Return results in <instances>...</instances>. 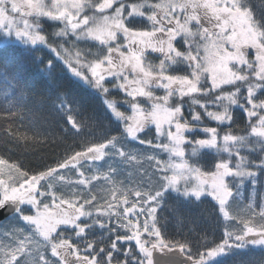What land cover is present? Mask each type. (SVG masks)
I'll use <instances>...</instances> for the list:
<instances>
[{
	"label": "snow or ice",
	"instance_id": "6c2138e0",
	"mask_svg": "<svg viewBox=\"0 0 264 264\" xmlns=\"http://www.w3.org/2000/svg\"><path fill=\"white\" fill-rule=\"evenodd\" d=\"M7 45L22 47L46 83L0 61V264H264V8L0 0ZM46 145L63 150L13 159ZM73 171L79 179L67 180ZM102 184L111 187L94 194ZM168 200L178 220L184 206L207 202L215 228L168 239L159 219Z\"/></svg>",
	"mask_w": 264,
	"mask_h": 264
},
{
	"label": "trees",
	"instance_id": "16d2710c",
	"mask_svg": "<svg viewBox=\"0 0 264 264\" xmlns=\"http://www.w3.org/2000/svg\"><path fill=\"white\" fill-rule=\"evenodd\" d=\"M252 5L256 9V11L259 12L262 8H264V0H252ZM52 30H53L52 28L48 29L49 32H51ZM36 55H44V53L42 52L36 53ZM0 61L19 65L21 74L25 78L34 80L37 83V85L40 87H43L44 84L46 83L45 80L40 79L37 76L38 66L33 65L31 58L24 52L22 47H17L15 45H7L0 47ZM58 82H63V81L58 80ZM66 86L70 89H73L74 95H76L77 99H79L84 105L89 106L91 109H95L98 114L103 113V107L99 99L92 97L89 94L79 89H75L74 86L70 83H66ZM3 92L4 89L0 88V100L3 99ZM160 93L161 95H163L162 91H160ZM108 98L110 99L115 98L117 100H122L123 96L122 94L117 95L116 92H113L112 96ZM37 99H39V97H37ZM120 110L124 111L126 110V108L121 107ZM39 111L41 113H46L47 109L40 108ZM233 114L239 116V110L236 107L233 108ZM237 124L243 127V118L237 119ZM209 126H213V125H209ZM200 135L203 136L202 133ZM143 138H148V137H143ZM68 143H71V141L69 140ZM140 147L143 148V146ZM62 150H63L62 148H54L53 146L46 145V146H42L39 149H33L32 153H26L19 157L14 156L13 159L21 158L25 161L26 164L29 161L35 163L37 157H39L40 155H51L53 151H62ZM146 154H148V150H146ZM202 155H204L206 159L214 157V154L211 152ZM100 168L101 171H106L107 164L101 165ZM91 174L92 173L88 175ZM126 174L127 172H125V175ZM122 178H123L122 176H118L115 179L119 181ZM77 179L79 178L77 177L74 180ZM101 186L108 188L107 185L104 186V184L100 185V187ZM62 187L63 188H61L60 185H57L58 193L68 191V188L66 186L62 185ZM241 191H242V196L244 197V203H247L248 202L247 197L250 195V191L248 190V188H243ZM93 193L103 195V192H100L99 189H94ZM173 203H174L173 201L168 200L164 203V206L159 210V219L161 223L167 225V227L165 228V233L168 239H181L184 233L187 232V230L190 228H194L197 231H201L203 229H208L209 231H211L213 228H215V218L208 216L205 213V211H203V209H205L208 206L207 202L204 205H200L199 207L195 205L184 206L182 208V215L179 220L177 219L176 214H174V212L171 210L170 206ZM94 233L97 239H99L102 235H104L99 229H95ZM127 246L128 245H124V247ZM259 255H260V250L258 248L254 250V253L245 250L244 254L238 257V259L241 261H245L247 259L253 258V256L258 257Z\"/></svg>",
	"mask_w": 264,
	"mask_h": 264
},
{
	"label": "rangeland",
	"instance_id": "374dc122",
	"mask_svg": "<svg viewBox=\"0 0 264 264\" xmlns=\"http://www.w3.org/2000/svg\"><path fill=\"white\" fill-rule=\"evenodd\" d=\"M80 47H83V46H85V45H83V44H81V45H79ZM88 46V45H87ZM90 47V46H89ZM94 51H95V49H93ZM148 59L149 60H153V61H155V62H157L158 63V61L156 60V58H155V56L154 55H149V57H148ZM157 94L158 95H161V93H160V91H158L157 92ZM110 99V98H109ZM235 106H233V108H234ZM124 111H126V110H124ZM126 114H130V111L129 112H126ZM209 125H213V126H215V123L214 122H209ZM153 132H154V129H153ZM155 142V141H154ZM150 153V150H148V154ZM159 159H161V160H164V161H167L168 160V153H166V152H162V153H160L159 154V157H158ZM177 162H179L178 160H177ZM104 164H106V163H104V162H97L96 164H94L93 165V168H96V167H100L101 165H104ZM90 173H92V172H89V173H87V174H90ZM93 174V173H92ZM65 175H66V179L67 180H74V179H76L78 176L75 174V172L73 171V172H67V173H65ZM79 178V177H78ZM123 179V178H122ZM105 186V185H104ZM60 187L61 188H63L62 187V185H60ZM107 187H111V185H107ZM94 189H100V185H97ZM93 189V190H94ZM56 190H57V192H58V189H57V186H56Z\"/></svg>",
	"mask_w": 264,
	"mask_h": 264
},
{
	"label": "water",
	"instance_id": "95a60500",
	"mask_svg": "<svg viewBox=\"0 0 264 264\" xmlns=\"http://www.w3.org/2000/svg\"><path fill=\"white\" fill-rule=\"evenodd\" d=\"M5 215H7V213H5Z\"/></svg>",
	"mask_w": 264,
	"mask_h": 264
}]
</instances>
